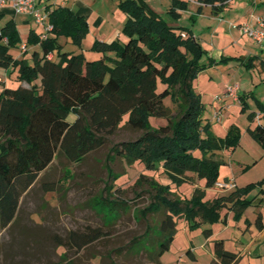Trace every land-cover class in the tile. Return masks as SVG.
<instances>
[{
  "label": "trees",
  "instance_id": "1",
  "mask_svg": "<svg viewBox=\"0 0 264 264\" xmlns=\"http://www.w3.org/2000/svg\"><path fill=\"white\" fill-rule=\"evenodd\" d=\"M197 1L214 5L225 0ZM188 5V1L173 0L168 13L178 20L180 10H186ZM119 7L127 15L122 27L126 40L95 39L91 50L99 52L100 57L88 59L83 52L64 49L58 41L65 36L81 47L90 31L87 18L68 6H47L53 30L47 38L34 30L29 32L26 45L41 48L33 53L32 63L12 53L20 47L22 38L15 20H5L0 12V67L16 69L19 81L16 87L4 85L0 91V234L16 221L21 198L55 157L63 155L71 162H81L126 126L142 133L113 145L112 153L128 166L139 162L147 171L161 169L168 179L163 182L154 174L141 172L135 181V185L145 184L150 194L143 215H162L158 228H148L147 242H138V247L160 261L176 237L180 217L190 228H197L218 221L222 209L228 208L239 221L251 203L243 197L246 188H233L206 199L205 188H195L187 197L172 187V183L178 186L190 180L191 175L204 178L206 188L213 186L224 162L217 156L240 143L238 125L232 124L225 136L210 131L212 119L204 115L206 105L194 86L202 71L234 58L215 60L191 31H180L137 0H121ZM191 18L194 22L195 17ZM55 52V57H49ZM254 59L247 58V68ZM168 96L177 105V114L165 104ZM239 99L245 107L242 94ZM256 102L264 113V106L257 99ZM70 113L76 115L74 121L68 120ZM255 116L256 112L249 114L251 121ZM163 118L164 123L156 124ZM247 130L264 144V123L250 124ZM119 177L114 175V182ZM58 185L45 182L43 189L58 191ZM111 188L114 192L115 186ZM109 204L114 209L116 202ZM255 223L257 228H264L261 212ZM203 233L208 238L213 230L206 227ZM104 234L100 227L71 230L59 245H75L80 250ZM187 253L197 259L191 248ZM214 255L215 259L207 264H235L239 259L236 252L226 248L222 238L214 241Z\"/></svg>",
  "mask_w": 264,
  "mask_h": 264
},
{
  "label": "rangeland",
  "instance_id": "2",
  "mask_svg": "<svg viewBox=\"0 0 264 264\" xmlns=\"http://www.w3.org/2000/svg\"><path fill=\"white\" fill-rule=\"evenodd\" d=\"M120 1L91 0L92 6L101 13L107 11L106 15L112 14L115 8L121 10ZM148 1L164 13L163 16L161 15L163 18L169 19L166 13L173 0H164L163 4L161 0ZM137 2L145 4L154 12L145 0H137ZM192 12L194 11L187 12L180 22L190 26L192 23L188 18ZM87 20L93 32L87 36L89 39H85L84 51L88 59H95V52L89 48L90 40L101 22L94 14H91ZM208 20L209 17L204 14L200 22H196L195 36L200 37L202 32V36L209 37L211 30L208 31L206 28ZM102 23L107 25L109 21L105 19ZM23 31L26 30L22 29ZM259 44L264 48V43ZM71 46L77 48L71 43L66 50L71 51ZM207 47L210 55H213L214 50L210 46ZM79 50L81 52L82 48ZM258 52L260 55L264 53L263 50ZM12 53L16 55L17 51L13 49ZM235 64L236 62H232L231 66ZM225 68L224 65L218 66L212 71L205 72L201 80L197 77L194 81L196 91L202 93V100L206 103L204 112L206 117L212 116L207 104L216 90L220 76L227 75ZM260 69L263 70L262 67ZM236 70L238 69L232 70V73L238 72L239 84L241 80L248 79L250 73L254 75L257 82L255 96L248 98L250 103L248 106L243 107V103L234 102L229 109L224 108L222 121L211 122L210 131L225 136L232 124L238 125L241 131L240 143L235 147L224 149L217 156V159L224 161L219 167L217 182L233 179L234 189L246 188L243 197L251 200L239 221L235 220L234 211L228 208L222 209L218 221L197 228H190L184 217H180L176 237L160 261L154 260L145 249L141 250L138 242H147L148 228L157 229L162 215L161 213L143 215L142 211L150 202V194L147 193L148 188L145 184L135 185V181L141 172L154 174L163 182H168V179L160 173L161 169L157 172L147 171L139 162L128 166L123 159L112 153L113 145L135 139L142 133L124 126L109 136L105 146L90 153L81 162H71L63 155L55 157L53 163L40 174L35 184L21 198L16 221L1 232L0 264H57L58 262L60 264H207L215 257L214 241L221 237L225 239L227 249L239 254L235 264H264V254L256 256L245 251L246 243L255 235L251 234L250 230L257 229L255 223L257 214L262 211L264 216V183L260 184L264 179V144L257 141L247 130V125L251 121L249 114L257 110L255 97H263L264 83H260L258 78L260 71L250 70L246 65L243 71ZM209 74L214 75V82L208 81ZM0 77L4 80L9 77L7 68L0 67ZM11 80L8 83L0 81V91L5 84L13 85ZM164 102L174 108L173 113H178V107L173 103L171 96L166 97ZM216 110H219L218 104L215 105L212 113ZM75 119L76 115L70 113L68 120ZM155 122L164 123L165 119H158ZM114 175H120L115 182ZM45 182L59 183L58 191H45L43 189ZM113 186H115L114 192L111 188ZM172 187L187 197L193 195L195 188H205L206 199L231 191L218 187L216 183L206 188L205 179L195 175H191L190 180L178 186L172 183ZM110 201L116 202L114 209L117 212L110 208ZM89 227H100L105 233L104 236L80 250L75 245L69 247L59 245L71 230L86 231ZM206 227H211L213 230L214 234L210 239H207L203 233ZM190 248L196 254V260L188 255Z\"/></svg>",
  "mask_w": 264,
  "mask_h": 264
},
{
  "label": "crops",
  "instance_id": "3",
  "mask_svg": "<svg viewBox=\"0 0 264 264\" xmlns=\"http://www.w3.org/2000/svg\"><path fill=\"white\" fill-rule=\"evenodd\" d=\"M35 1L38 4V7L42 8L45 11H46L47 6H51V8H54L57 6H68L73 11H75L77 14L84 15L86 18H89L91 14L98 16V21L101 23L99 24L96 32H94V34L92 35V38L90 40L91 46L95 39H100V40H105V41H112L115 39H120L121 41L126 40V37L122 33V27L126 21L127 15L122 10H118L119 8H115V10L112 11L115 15L113 16V13L112 14L108 13V15H106L107 11L106 12L102 11L101 13L99 9L96 10L92 6L91 0L90 1L89 0H35ZM168 1H167V5L169 4ZM185 1L189 2L188 8L186 10H180L181 17L178 20L172 19L168 11L166 14L168 15L169 19H165V18L164 19L170 25L176 28H180L179 29L180 31L182 29H187L191 31L193 35L195 36L194 27L196 25V22L199 23L201 18L205 14V16H208L210 19L208 20L209 23L206 26V28H208V31L211 30V34L209 35V37H205L204 35L202 36V32H200V37L195 36V38L201 43L203 48L207 50L208 55L213 57L215 60L218 61L221 57L234 58V59H229L226 63L215 64L211 67H208L207 69L202 71L198 76V80H201L202 77H204L205 72L212 71V69H215L218 66L224 65L226 67L225 69L227 70V75L222 74L220 76V80L217 83L216 90H214L215 92L210 102L207 104V108L210 110L212 114L215 105L218 104L219 106V103L214 99V96L223 94V92L225 91L228 85L239 83L238 72L232 73V70L234 69L242 70L247 58L252 57V56L255 57V59L252 62L253 65L249 69L253 71L254 70L260 71L258 78L260 80V83H264V53L260 55L258 52V50L264 51L262 44H259V43H264V40L263 42H256L253 39H251L247 34H244L240 28V25L253 21L254 16L256 15L264 16V0H225L223 3L217 2L214 5L213 4H200L197 0H185ZM145 2L150 5V7L154 10V12L155 11L157 13L160 12L158 15L163 16L164 13L160 9H157L156 7H154L151 3H149L148 0H145ZM161 2L163 4V2L165 1L161 0ZM171 4H172V1L169 7L171 6ZM200 6L202 8H201L200 13H198V9ZM191 11H194V12L190 14L188 19L189 21H191L192 24L190 23L191 24L190 26L182 24L180 22L181 19L185 17L187 12H191ZM0 12H2L5 15L6 19H9V18L14 19L17 24L18 30L20 32L22 43L19 48H15V50L17 51L16 56L19 58L25 57L29 60L30 63H32L33 53L35 51L40 52L41 48H40V45H26L27 38L31 30H34L38 34H42V32L44 31V24L42 23L38 24L36 22L35 16L31 13L17 12L15 7L12 4V0H5L4 3H0ZM191 15L195 17L194 22L192 21ZM105 19L109 21L107 25H105V23H102L105 21ZM21 28L25 29L26 31L22 32ZM232 29H235V30H232ZM229 31L230 33L228 34ZM92 32H93L92 27H90L89 33H92ZM89 33L87 36H89ZM183 35H188V33L183 32ZM85 39H89V37L88 38L86 37ZM85 39L81 47H78L75 45L77 48H73V46H71L72 48L71 51L79 53L80 51L79 48H82L81 52H83L88 58V55L84 51ZM58 41L63 46L64 49H67V47H69L70 44L72 43L71 39L65 36H60L58 38ZM210 41L212 44L210 43ZM207 46H210V48L214 50L213 55H210V50L208 49ZM89 48L91 50V47ZM93 52H95V55H96L95 59L100 57L99 52H96V51H93ZM53 56L54 57L56 56V52L51 53L49 55V57H53ZM204 61H207V58H204ZM232 62H236V64L234 66H231ZM260 67H262L263 70L262 69L259 70ZM7 72L9 74V77L6 80L0 77V81L3 83H8L10 79H12L11 81L13 85H9V84H5V85L16 87L19 84V81L17 80V74H18L17 70L13 68H7ZM249 76L250 77H248V79L246 78L245 80H241L242 82L240 83V91H239V95L241 94L243 95L247 105L250 104L248 98L252 95L255 96V93L257 90V88H255V86L257 85V82L255 81L256 78L254 77L252 73H250ZM207 77H208V81L214 82V79H215L214 75L209 74V76ZM22 84L24 86H29L27 82H23ZM252 86L254 87V89H252ZM199 93L202 96V93L201 92ZM262 94H263L262 95L263 97L258 96L255 98L264 106V92ZM203 102L205 103V101ZM234 102L240 103L241 100L239 98L237 100L234 98L226 99L225 102L223 103L225 104V110L229 109V107ZM259 109L260 107L257 104V110L252 111V112H256V116L253 118L252 121H250V123L247 126H249L250 124L255 125L256 123H259V122L263 123L264 113L261 112V110ZM210 118L212 119V116ZM211 122H215V121L211 120ZM217 135L221 136L219 134ZM227 180L234 181L233 179H230V178H228ZM259 212L262 213V211H259ZM250 232L251 234H255V235L250 242L246 243L245 251L251 252L252 254L256 256L263 255L264 254V228L263 229L257 228L255 231L250 230ZM211 237H208L207 239H210ZM221 238L224 239L223 237Z\"/></svg>",
  "mask_w": 264,
  "mask_h": 264
},
{
  "label": "built area",
  "instance_id": "4",
  "mask_svg": "<svg viewBox=\"0 0 264 264\" xmlns=\"http://www.w3.org/2000/svg\"><path fill=\"white\" fill-rule=\"evenodd\" d=\"M5 0H0V3H4ZM12 4L17 12L31 13L35 16L38 24H44V31L41 34V38H47L49 33L53 30V25L48 21L47 13L42 8L38 7L35 0H12ZM240 28L244 34H247L251 39L256 42H263L264 40V16L256 15L253 17V21L240 25ZM240 84L234 83L226 87L223 94L215 95L214 99L219 103V110L212 113V120L220 122L223 118L222 111L225 108V102L228 98H239ZM216 185L223 189H233L235 182L227 180L225 182H216Z\"/></svg>",
  "mask_w": 264,
  "mask_h": 264
}]
</instances>
